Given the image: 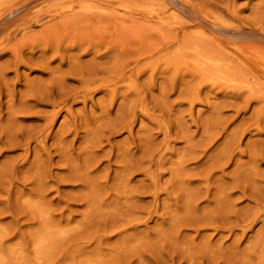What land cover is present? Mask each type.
Segmentation results:
<instances>
[{"label": "rangeland", "instance_id": "rangeland-1", "mask_svg": "<svg viewBox=\"0 0 264 264\" xmlns=\"http://www.w3.org/2000/svg\"><path fill=\"white\" fill-rule=\"evenodd\" d=\"M0 264H264V0H0Z\"/></svg>", "mask_w": 264, "mask_h": 264}]
</instances>
